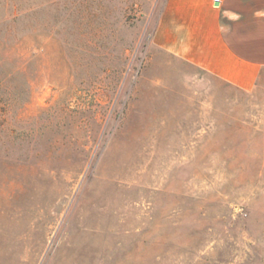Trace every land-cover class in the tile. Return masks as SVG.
Instances as JSON below:
<instances>
[{
	"label": "rangeland",
	"instance_id": "rangeland-1",
	"mask_svg": "<svg viewBox=\"0 0 264 264\" xmlns=\"http://www.w3.org/2000/svg\"><path fill=\"white\" fill-rule=\"evenodd\" d=\"M165 2L21 0L9 51L0 28V264H264V71L161 46Z\"/></svg>",
	"mask_w": 264,
	"mask_h": 264
},
{
	"label": "crops",
	"instance_id": "crops-1",
	"mask_svg": "<svg viewBox=\"0 0 264 264\" xmlns=\"http://www.w3.org/2000/svg\"><path fill=\"white\" fill-rule=\"evenodd\" d=\"M159 44L252 90L264 71V0H166Z\"/></svg>",
	"mask_w": 264,
	"mask_h": 264
},
{
	"label": "trees",
	"instance_id": "trees-1",
	"mask_svg": "<svg viewBox=\"0 0 264 264\" xmlns=\"http://www.w3.org/2000/svg\"><path fill=\"white\" fill-rule=\"evenodd\" d=\"M33 13L34 10L32 6L26 9L22 7L21 0H0V28L4 29V34L1 35V42L6 51H9L15 44L13 40L16 38L21 39L22 37L18 35L19 23L25 18L31 17ZM30 31H32V29ZM10 59L11 57L7 55L0 56V61L4 63H8ZM13 73L14 72L8 71L0 76L1 99H4L3 103L0 100V130L7 127V124H9V114L15 112L17 104L21 102V94L17 93L18 89L16 86L13 87L11 85ZM16 117L17 116H15V118Z\"/></svg>",
	"mask_w": 264,
	"mask_h": 264
}]
</instances>
